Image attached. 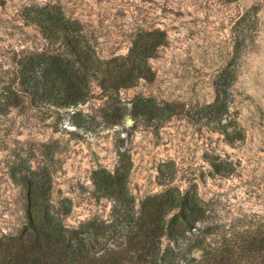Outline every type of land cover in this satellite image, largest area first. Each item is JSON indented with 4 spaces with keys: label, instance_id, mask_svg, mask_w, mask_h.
Segmentation results:
<instances>
[{
    "label": "rangeland",
    "instance_id": "374dc122",
    "mask_svg": "<svg viewBox=\"0 0 264 264\" xmlns=\"http://www.w3.org/2000/svg\"><path fill=\"white\" fill-rule=\"evenodd\" d=\"M49 3L83 25L103 61L127 56L142 32L162 31L166 42L148 61L151 81L112 92L92 80L76 107L23 97L0 113V237L26 223L29 170L50 178L56 207L67 201L70 228L112 219L113 200L95 195L102 169L126 175L137 211L148 197L178 188L196 191L221 229L264 224V0H0V102L2 88L22 89L27 57L66 51L23 18L25 6ZM224 75L233 79L230 104L215 124L205 108ZM110 97L180 104L183 114L158 128L131 115L116 124L107 115Z\"/></svg>",
    "mask_w": 264,
    "mask_h": 264
},
{
    "label": "trees",
    "instance_id": "16d2710c",
    "mask_svg": "<svg viewBox=\"0 0 264 264\" xmlns=\"http://www.w3.org/2000/svg\"><path fill=\"white\" fill-rule=\"evenodd\" d=\"M23 18L66 51L27 57L19 76L22 89L2 88V114L21 105L23 97L62 109L76 107L87 100L92 80L112 92L134 87L142 79L151 81L154 73L148 61L166 42L162 31L142 32L127 56L103 61L83 25L68 18L60 6H25ZM232 82V77L222 76L216 101L205 108L215 124L228 112ZM110 99L107 115L116 124L131 115L136 122L158 128L183 114L180 104L154 98L136 97L127 103ZM22 181L27 188L26 223L17 235L0 237V264H264V224L238 232L221 229L196 191L168 188L148 197L137 211L126 175L102 169L94 175L95 195L113 200L112 219L70 228L63 217L71 208L66 200L60 207L53 204L48 176L29 170ZM214 235L221 241L212 239Z\"/></svg>",
    "mask_w": 264,
    "mask_h": 264
}]
</instances>
